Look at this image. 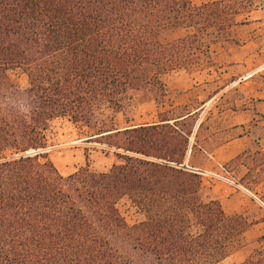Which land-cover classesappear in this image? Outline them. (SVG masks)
I'll use <instances>...</instances> for the list:
<instances>
[{"label": "trees", "instance_id": "1", "mask_svg": "<svg viewBox=\"0 0 264 264\" xmlns=\"http://www.w3.org/2000/svg\"><path fill=\"white\" fill-rule=\"evenodd\" d=\"M250 9L242 0H0V264H222L247 246L264 218L227 214L184 168L203 108L125 128L101 124L100 112L146 99L161 106L163 77L215 67L212 46H238L233 33L251 23L239 21ZM174 30L186 34L165 39ZM60 120L97 131L93 141L117 162L62 175L48 137ZM255 129L245 135L258 146L264 128ZM253 155L240 182L248 191L263 182L264 151ZM125 198L144 221L126 223ZM239 264H264V252Z\"/></svg>", "mask_w": 264, "mask_h": 264}, {"label": "rangeland", "instance_id": "2", "mask_svg": "<svg viewBox=\"0 0 264 264\" xmlns=\"http://www.w3.org/2000/svg\"><path fill=\"white\" fill-rule=\"evenodd\" d=\"M211 1L216 0H192L195 5ZM242 1L251 9L250 13L239 18V21L248 20L251 23L235 29L233 35L240 41L238 46H212L215 67L199 65L169 74L163 77L168 93L161 106L158 107L155 102L146 99L135 102L123 113H115L105 107L100 112L101 124L109 127L113 124L116 128L153 124L158 122L159 111L170 112L177 108L173 112L180 115L185 113V107L188 111L201 107L203 110L200 115L190 124L193 128L190 150L193 146L194 148L193 151L189 150L185 165L191 169L202 167L207 154L242 133L252 130L260 134L255 131V126L264 128V121L260 118L264 116V0ZM185 34L184 30H174L166 33L164 37L172 41ZM9 74L19 86H27V77L21 71ZM97 133L66 120L57 121L52 125L48 133L49 155L62 175H71L82 168H88L92 172H107L117 162L114 150L93 141ZM259 149L264 151V142L258 146L253 144L250 149L251 156H245L233 164L229 173L223 172L226 177L236 184L240 183L248 169L257 165L253 162V154ZM199 174L203 181V195L210 197L211 186L218 178ZM260 174L263 182L252 187L250 192L259 196L264 207V165ZM251 181L250 177L246 183ZM218 189L223 194L231 191L225 184H220ZM263 207L254 205L244 215L251 222L261 221L264 218ZM118 209L129 226L145 220V216L128 198L119 202ZM259 224L261 225L254 227L247 234V246L222 264H239L255 250L264 252V222Z\"/></svg>", "mask_w": 264, "mask_h": 264}, {"label": "crops", "instance_id": "3", "mask_svg": "<svg viewBox=\"0 0 264 264\" xmlns=\"http://www.w3.org/2000/svg\"><path fill=\"white\" fill-rule=\"evenodd\" d=\"M239 128L241 129L242 127L240 126ZM252 146L253 140L245 135V133H242L241 136L220 145L211 154H207L208 157L204 165L194 169L201 171V174L216 176L218 178L215 184L211 186L210 198L219 201L225 212L229 215L245 214L254 205L263 207L259 196L246 190L240 183H237V185L235 181L233 182L231 178H227L225 173H223L225 172L224 166L226 164L240 154L250 150ZM190 151H193V149ZM219 172L221 173L219 174ZM220 184L229 186L231 191L228 194H223L218 189ZM258 225L261 224L254 225L251 230Z\"/></svg>", "mask_w": 264, "mask_h": 264}, {"label": "water", "instance_id": "4", "mask_svg": "<svg viewBox=\"0 0 264 264\" xmlns=\"http://www.w3.org/2000/svg\"><path fill=\"white\" fill-rule=\"evenodd\" d=\"M184 168H186V169H188V170H191V171H194V172H199V173H201V171H197V170L191 169V168H189L187 165H184Z\"/></svg>", "mask_w": 264, "mask_h": 264}, {"label": "clouds", "instance_id": "5", "mask_svg": "<svg viewBox=\"0 0 264 264\" xmlns=\"http://www.w3.org/2000/svg\"><path fill=\"white\" fill-rule=\"evenodd\" d=\"M26 114V113H25Z\"/></svg>", "mask_w": 264, "mask_h": 264}]
</instances>
